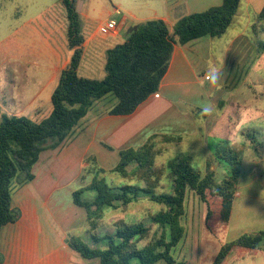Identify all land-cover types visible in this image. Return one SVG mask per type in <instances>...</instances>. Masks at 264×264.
<instances>
[{
    "label": "crops",
    "instance_id": "1",
    "mask_svg": "<svg viewBox=\"0 0 264 264\" xmlns=\"http://www.w3.org/2000/svg\"><path fill=\"white\" fill-rule=\"evenodd\" d=\"M161 1V14L152 18L123 17L122 37L117 32L109 40L99 37L98 27L96 30L89 28L87 15L82 14L84 42L78 75L82 72L86 78L94 79L92 75L101 74L105 51L123 42L128 25L161 19L171 30L178 18L196 11L183 6L179 9L177 1ZM262 8L264 0H242L231 25L220 37L204 36L174 46L158 92L132 114L111 116L106 113L108 108L96 112L57 148L42 152L32 168L33 180L19 186L12 194L11 207L19 216L0 230V264H99L95 259L82 258L68 246L67 239L72 236L69 232L84 226L85 211L80 221V207L72 203V192L71 201L69 197L65 201L66 196L60 197L59 192L71 181H81L84 161L91 154L97 156L99 162L106 159L107 154L102 153L107 150L105 145L116 152L138 148L154 135H160L161 140L163 136L177 140L170 142L169 148L186 143L193 148L196 145L203 150L199 155L194 153L202 160L204 170L200 171H212L215 180L218 171L225 169L223 161L216 156L218 148H252L254 137L251 133L264 126V49L259 46L264 37V19H259ZM256 18L262 22L257 27ZM66 26L67 21L60 37L50 31L42 38L38 44L39 55H33L41 59L39 64L32 63L30 49L14 52L12 48L6 60L1 59L4 54H0V70L8 66L11 76L6 81L0 78V117L50 113L39 101L44 91L50 98L59 73L68 66L73 54L67 45ZM18 33L14 32V36ZM32 65L35 66L33 70ZM250 85L257 90L249 91ZM230 170L231 167L227 173ZM87 181L85 178L84 185L90 182ZM256 192L259 194L247 193L245 199L254 203V209L261 211L264 217V190ZM240 197L236 185L234 198ZM231 217L232 210L224 233L229 230ZM202 219L203 224L204 215ZM203 231L199 243L193 238L198 264L209 263V255L205 257V251L199 252V245L204 250L208 244L214 245L212 263L222 244L217 239L219 233L215 236L205 228ZM210 236L217 243L209 241ZM187 238L185 236L184 244L190 245L191 252L193 241L188 242Z\"/></svg>",
    "mask_w": 264,
    "mask_h": 264
},
{
    "label": "trees",
    "instance_id": "2",
    "mask_svg": "<svg viewBox=\"0 0 264 264\" xmlns=\"http://www.w3.org/2000/svg\"><path fill=\"white\" fill-rule=\"evenodd\" d=\"M59 1L65 10L67 45L73 54L58 75L50 96V114L39 122L24 116L0 117V230L18 219V211L11 207L12 194L33 180L32 168L40 154L57 148L70 137L95 101L112 94L115 103L106 113L132 114L158 92L174 46L204 36L220 37L231 25L242 0H221L220 5L184 15L174 22L171 30L161 19L128 25L123 42L105 51V75L100 80L78 75L84 42L81 15L76 12L77 0ZM259 19H264V8ZM162 139L164 143L177 141L166 136ZM155 144L152 138L138 148L118 151V163L110 172L128 181L127 184H109L103 176L106 171L96 166L94 156L89 157L94 162L89 170L94 171L93 177L87 185L72 192V203L85 211L87 236L67 239L68 246L82 258L95 259L99 264H184L176 261L171 251L184 235L181 219L188 191L204 203V225L209 233L216 236L224 230L236 191L240 152L230 147L216 150L217 158L231 166L230 172L217 182L212 171L201 172L187 157L156 165L155 158L161 149ZM163 178L169 181V191L157 192ZM140 200L162 206L150 215V225L119 220L113 224L111 233H98L105 208H126ZM262 242L264 230L222 243L211 264H225L230 256L239 260L254 255L261 251Z\"/></svg>",
    "mask_w": 264,
    "mask_h": 264
},
{
    "label": "rangeland",
    "instance_id": "3",
    "mask_svg": "<svg viewBox=\"0 0 264 264\" xmlns=\"http://www.w3.org/2000/svg\"><path fill=\"white\" fill-rule=\"evenodd\" d=\"M80 11L79 14L83 16L87 15L88 26L91 29L96 30L100 23L106 22L108 20L114 21L118 25L119 36L122 37V18L135 16L138 18H152L155 14H161L163 10V4L161 0H80ZM83 1L85 3V9L83 7ZM179 3V9L183 7L196 10L194 12H201L208 8L210 5L217 6L220 5L221 0H167L168 3ZM78 3V0H77ZM76 3V5H77ZM199 10V11H198ZM65 10L63 5L59 0H0V54H4L1 59L6 60V54L12 51L18 52L20 50L29 51L31 54L32 63H41V59L33 55H39L38 53V44L45 36L47 32L52 31V33L57 37H60L62 30L65 29ZM255 27L260 26L262 23L255 19ZM48 26H50L48 28ZM64 27V28H63ZM63 28V29H62ZM23 29V30H22ZM18 35L14 36V32H18ZM250 32L254 34V30L250 29ZM99 35V34H98ZM118 36V37H119ZM19 37V38H18ZM99 37L102 40L111 39L110 36H101ZM117 37V38H118ZM115 40V39H114ZM259 46L264 45V37H262ZM20 46V48H16ZM32 51V52H31ZM1 57V55H0ZM35 69V66L32 65V70ZM105 73L102 70V73L99 72L95 75H92L94 79L100 80L104 77ZM80 76L85 77V75L80 72ZM10 73L8 66H4L0 70V78L6 81L9 79ZM7 89L9 88V83L7 82ZM251 88L249 91H253L255 88L254 85H250ZM257 89H254L256 91ZM39 103L44 109L45 106L49 108L51 112L50 98L48 97L47 91H44V94L41 95ZM115 103V98L112 94L107 95L101 100H97L89 108L87 115L80 120L78 125L74 130L82 125L85 121L93 118L96 112L104 111L106 108L111 107ZM44 111H47L45 108ZM32 113L25 114L29 119L39 122L45 119L49 114H41L34 116ZM261 129H258L256 132L251 133L254 137L253 147L250 149H238L241 157V164L237 167L238 169V179L237 186L238 192L241 193L240 198H234L232 203V217L229 230L224 233L223 230L219 232L220 236H217V239H220V242L226 243L238 238V236L243 235L244 233L253 234L259 231L264 230V217H262V212L254 209V203L245 199L246 194L251 192L253 194L257 193L256 190H264V126H260ZM80 130V128H79ZM164 137V136H163ZM154 139L156 148L161 149V153L156 156L155 163L156 165H165L169 161L179 157H187L191 165L199 170H204L202 160L199 156H194V153L198 155L203 151L202 147L196 145L193 148L190 144H180L177 146L168 147L169 143H164L163 139L161 140L160 135H154L147 139L144 144L151 139ZM143 145V144H142ZM112 148V147H111ZM108 150V151H107ZM102 150V153H106V161H98V157H95V164L98 168L105 170L103 174L106 181L111 185H120L127 184L128 181L124 180L116 173H111L110 171L115 168L118 163V152L114 151L112 148L109 150ZM96 154V153H93ZM89 156V157H91ZM87 157L84 161V169L82 171L83 178L79 180L71 181L65 189L59 192L60 197L66 196L65 201L70 199L71 201V192L85 186L84 179L87 178V182L93 177V172L89 170L92 168L94 162L89 160ZM225 167L224 170L216 174V181H221L228 173L231 166L225 162H221ZM229 166V167H228ZM227 169V170H226ZM226 170V171H225ZM207 171L205 170L206 173ZM86 181V180H85ZM168 184V186H167ZM87 185V184H86ZM169 181L163 178L162 187L157 190V192H167L169 191ZM248 191L247 189H251ZM69 192V195H67ZM78 213L82 221L83 209L79 208ZM162 206L153 203L149 200H140L128 205L126 208L112 209L105 208L104 218L98 229V233H111L113 231V224L119 220L126 222H138L143 221L146 226L150 225L149 217L152 214L160 211ZM185 213L181 219V224L184 227V235L179 244L174 247L171 251L173 258L176 261H183L184 264H198L196 258L197 255L195 240L198 239V243L203 238L204 228L206 229L204 222L202 224V217L205 213L204 203H202L199 198L192 191L186 193V200L184 205ZM82 213V214H81ZM200 224V226H199ZM204 225V228H203ZM155 227L152 226V231ZM87 226L86 221L84 226L80 225L78 230L70 231L69 234L72 236H79L81 238H86L87 236ZM207 230V229H206ZM187 232V233H186ZM185 236L188 237L186 241L192 242L191 252H189L188 244H184ZM196 239V242H197ZM213 236L209 237V241L214 242ZM216 242V241H215ZM217 243V242H216ZM193 247V248H192ZM261 251H258L248 256H245L242 259H235L234 256H230L225 264H264V242L260 245ZM203 250V251H202ZM205 251V257L209 259L211 264V254L214 252V245H209L205 250L199 245V252ZM201 255V253H200ZM157 264H165L164 262H158Z\"/></svg>",
    "mask_w": 264,
    "mask_h": 264
},
{
    "label": "built area",
    "instance_id": "4",
    "mask_svg": "<svg viewBox=\"0 0 264 264\" xmlns=\"http://www.w3.org/2000/svg\"><path fill=\"white\" fill-rule=\"evenodd\" d=\"M118 32V25L110 20L98 26V33L102 36L116 35Z\"/></svg>",
    "mask_w": 264,
    "mask_h": 264
},
{
    "label": "water",
    "instance_id": "5",
    "mask_svg": "<svg viewBox=\"0 0 264 264\" xmlns=\"http://www.w3.org/2000/svg\"><path fill=\"white\" fill-rule=\"evenodd\" d=\"M80 3H81V1L78 0V3H77V5H76V12H77V13H79V11H80Z\"/></svg>",
    "mask_w": 264,
    "mask_h": 264
},
{
    "label": "clouds",
    "instance_id": "6",
    "mask_svg": "<svg viewBox=\"0 0 264 264\" xmlns=\"http://www.w3.org/2000/svg\"><path fill=\"white\" fill-rule=\"evenodd\" d=\"M215 71V70H214ZM213 82H215V80H213Z\"/></svg>",
    "mask_w": 264,
    "mask_h": 264
}]
</instances>
